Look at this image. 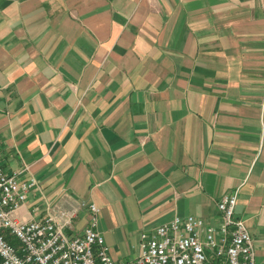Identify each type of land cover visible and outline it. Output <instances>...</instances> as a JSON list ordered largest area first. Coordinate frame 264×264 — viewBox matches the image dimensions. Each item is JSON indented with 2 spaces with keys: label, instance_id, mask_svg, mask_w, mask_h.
Listing matches in <instances>:
<instances>
[{
  "label": "crops",
  "instance_id": "0c3cea01",
  "mask_svg": "<svg viewBox=\"0 0 264 264\" xmlns=\"http://www.w3.org/2000/svg\"><path fill=\"white\" fill-rule=\"evenodd\" d=\"M0 162L115 262L237 191L264 264V0H0Z\"/></svg>",
  "mask_w": 264,
  "mask_h": 264
},
{
  "label": "built area",
  "instance_id": "2783aa9c",
  "mask_svg": "<svg viewBox=\"0 0 264 264\" xmlns=\"http://www.w3.org/2000/svg\"><path fill=\"white\" fill-rule=\"evenodd\" d=\"M36 182H21L0 162V264H256V248L246 224L235 217L238 192L218 204L220 228L189 216L176 218L144 233L140 253L131 261L115 262L98 231L100 210L89 206L90 220L81 235L70 237L65 225L48 216L20 222L15 215Z\"/></svg>",
  "mask_w": 264,
  "mask_h": 264
}]
</instances>
